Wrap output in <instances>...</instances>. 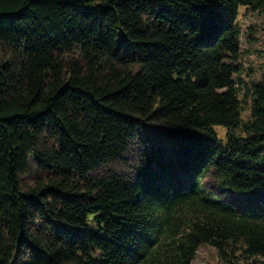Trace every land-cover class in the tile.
I'll return each mask as SVG.
<instances>
[{
  "label": "trees",
  "instance_id": "trees-1",
  "mask_svg": "<svg viewBox=\"0 0 264 264\" xmlns=\"http://www.w3.org/2000/svg\"><path fill=\"white\" fill-rule=\"evenodd\" d=\"M241 8L264 0H0V264H263Z\"/></svg>",
  "mask_w": 264,
  "mask_h": 264
},
{
  "label": "rangeland",
  "instance_id": "rangeland-1",
  "mask_svg": "<svg viewBox=\"0 0 264 264\" xmlns=\"http://www.w3.org/2000/svg\"><path fill=\"white\" fill-rule=\"evenodd\" d=\"M238 22L241 28L240 51H241V84L249 85L251 82L261 78L264 73V8L256 11L240 9ZM249 104H245L243 117L246 118ZM218 133L223 136L224 129L216 128ZM29 174V180L35 179L36 173L34 166ZM264 264V259H259ZM191 264H250L241 259H233L232 262H224L218 256L217 251L208 245H202L198 248Z\"/></svg>",
  "mask_w": 264,
  "mask_h": 264
}]
</instances>
